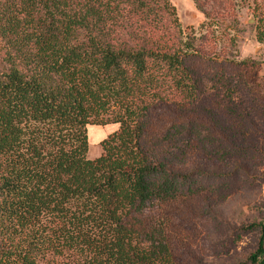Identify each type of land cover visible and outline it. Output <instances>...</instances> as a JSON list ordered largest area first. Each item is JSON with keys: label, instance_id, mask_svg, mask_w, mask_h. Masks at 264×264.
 <instances>
[{"label": "trees", "instance_id": "trees-1", "mask_svg": "<svg viewBox=\"0 0 264 264\" xmlns=\"http://www.w3.org/2000/svg\"><path fill=\"white\" fill-rule=\"evenodd\" d=\"M198 54L169 0H0V264H175L166 208L217 176L172 167L178 141L214 137L189 108ZM106 123L87 157L86 125ZM246 228L243 264H264V216Z\"/></svg>", "mask_w": 264, "mask_h": 264}, {"label": "rangeland", "instance_id": "rangeland-1", "mask_svg": "<svg viewBox=\"0 0 264 264\" xmlns=\"http://www.w3.org/2000/svg\"><path fill=\"white\" fill-rule=\"evenodd\" d=\"M169 1L182 32L199 49L191 59L204 91L189 108L195 122L216 137L203 140L192 132L186 143L178 141L185 152L175 149L172 167L217 174L193 173L195 193L166 208L171 255L175 264H243L258 237L246 225L264 216V35L258 39L264 0ZM241 60L244 75L245 65H235ZM221 67L235 82L230 97L214 82ZM247 82L257 92H249ZM116 128L117 123L87 124L86 156H97L100 140ZM70 258L57 264H73Z\"/></svg>", "mask_w": 264, "mask_h": 264}]
</instances>
